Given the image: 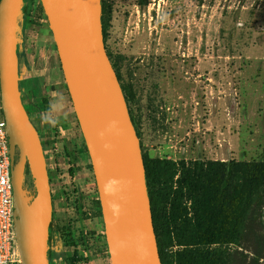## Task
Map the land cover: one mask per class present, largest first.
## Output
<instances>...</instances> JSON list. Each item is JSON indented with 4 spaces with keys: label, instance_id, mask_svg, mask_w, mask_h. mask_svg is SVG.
Wrapping results in <instances>:
<instances>
[{
    "label": "rangeland",
    "instance_id": "rangeland-1",
    "mask_svg": "<svg viewBox=\"0 0 264 264\" xmlns=\"http://www.w3.org/2000/svg\"><path fill=\"white\" fill-rule=\"evenodd\" d=\"M106 3V49L143 157L261 161L264 0ZM18 53L23 103L50 175L51 264H74L75 258L79 264H113L93 166L40 0L24 1ZM24 186L35 189L30 170ZM221 248L227 264H264V197L253 207L241 243Z\"/></svg>",
    "mask_w": 264,
    "mask_h": 264
},
{
    "label": "water",
    "instance_id": "water-1",
    "mask_svg": "<svg viewBox=\"0 0 264 264\" xmlns=\"http://www.w3.org/2000/svg\"><path fill=\"white\" fill-rule=\"evenodd\" d=\"M24 1H0L2 105L11 141L22 264H51L49 241L54 206L48 164L20 88L18 27ZM40 1L93 166L112 262L118 264L114 255V219L121 202L125 248L119 264H162L140 138L106 49L102 0ZM98 86L111 93L118 110L116 117L102 102ZM27 165L35 179L33 198L24 186Z\"/></svg>",
    "mask_w": 264,
    "mask_h": 264
},
{
    "label": "trees",
    "instance_id": "trees-1",
    "mask_svg": "<svg viewBox=\"0 0 264 264\" xmlns=\"http://www.w3.org/2000/svg\"><path fill=\"white\" fill-rule=\"evenodd\" d=\"M108 9L102 0L105 37ZM144 162L162 264H227L221 247L241 243L250 213L264 197V149L259 162ZM54 232L52 226L50 240ZM175 246L186 249L167 252Z\"/></svg>",
    "mask_w": 264,
    "mask_h": 264
},
{
    "label": "built area",
    "instance_id": "built-area-1",
    "mask_svg": "<svg viewBox=\"0 0 264 264\" xmlns=\"http://www.w3.org/2000/svg\"><path fill=\"white\" fill-rule=\"evenodd\" d=\"M11 141L0 81V264H22L15 213Z\"/></svg>",
    "mask_w": 264,
    "mask_h": 264
},
{
    "label": "bare ground",
    "instance_id": "bare-ground-1",
    "mask_svg": "<svg viewBox=\"0 0 264 264\" xmlns=\"http://www.w3.org/2000/svg\"><path fill=\"white\" fill-rule=\"evenodd\" d=\"M98 93L101 96V100L103 103L107 104L109 107V112L113 116L118 115L117 106L114 102V99L111 95V93L103 87L98 86ZM125 213L124 209L122 207L121 202L119 203L118 211L115 215L114 219V242H115V250L114 255L117 257L118 264L121 261V258L123 256L124 248H125Z\"/></svg>",
    "mask_w": 264,
    "mask_h": 264
},
{
    "label": "flooded vegetation",
    "instance_id": "flooded-vegetation-1",
    "mask_svg": "<svg viewBox=\"0 0 264 264\" xmlns=\"http://www.w3.org/2000/svg\"><path fill=\"white\" fill-rule=\"evenodd\" d=\"M21 87V86H20ZM22 91V90H21ZM130 110V109H129ZM131 114V113H130ZM136 128V127H135ZM19 160V153L18 151L16 152V163L18 162ZM28 172H29V166L27 165L26 167V175H28ZM50 177V175H49ZM51 183V182H50ZM34 193H35V189L29 193V197L33 198L34 197ZM53 206H54V202H53Z\"/></svg>",
    "mask_w": 264,
    "mask_h": 264
},
{
    "label": "crops",
    "instance_id": "crops-1",
    "mask_svg": "<svg viewBox=\"0 0 264 264\" xmlns=\"http://www.w3.org/2000/svg\"><path fill=\"white\" fill-rule=\"evenodd\" d=\"M26 109H27V107H26ZM27 111H28V113H29V116H30V114H31V113L29 112V110H28V109H27Z\"/></svg>",
    "mask_w": 264,
    "mask_h": 264
}]
</instances>
